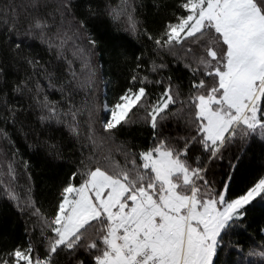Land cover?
<instances>
[{"label": "snow or ice", "instance_id": "6c2138e0", "mask_svg": "<svg viewBox=\"0 0 264 264\" xmlns=\"http://www.w3.org/2000/svg\"><path fill=\"white\" fill-rule=\"evenodd\" d=\"M0 264H264V0H0Z\"/></svg>", "mask_w": 264, "mask_h": 264}, {"label": "trees", "instance_id": "16d2710c", "mask_svg": "<svg viewBox=\"0 0 264 264\" xmlns=\"http://www.w3.org/2000/svg\"><path fill=\"white\" fill-rule=\"evenodd\" d=\"M249 178H251V177H249ZM38 179H39V182H40L42 187H44L48 182V178L44 174H38Z\"/></svg>", "mask_w": 264, "mask_h": 264}]
</instances>
